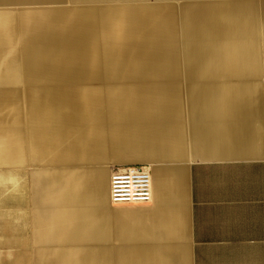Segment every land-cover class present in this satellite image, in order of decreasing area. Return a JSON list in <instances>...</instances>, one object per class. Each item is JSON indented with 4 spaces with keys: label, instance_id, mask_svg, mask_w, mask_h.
I'll return each instance as SVG.
<instances>
[{
    "label": "crops",
    "instance_id": "obj_1",
    "mask_svg": "<svg viewBox=\"0 0 264 264\" xmlns=\"http://www.w3.org/2000/svg\"><path fill=\"white\" fill-rule=\"evenodd\" d=\"M30 1L0 6L68 0ZM163 1L179 59L158 57L174 66L147 85L184 79L185 110L170 94L119 132L103 114L76 150L65 137L56 157L1 165L0 264H264V0ZM137 162L151 200L112 207L107 168Z\"/></svg>",
    "mask_w": 264,
    "mask_h": 264
},
{
    "label": "rangeland",
    "instance_id": "obj_2",
    "mask_svg": "<svg viewBox=\"0 0 264 264\" xmlns=\"http://www.w3.org/2000/svg\"><path fill=\"white\" fill-rule=\"evenodd\" d=\"M169 1L166 2L169 5L174 6L177 3V0ZM202 1L212 2V0ZM123 3L126 1L91 0L43 3V5L28 3L0 6V32L6 35L5 43L0 44V72L3 76L0 77V110L15 111L18 115L14 119L0 121V166L16 163L28 167L30 164L27 161L28 154L38 153L43 148L41 142L63 143L65 137L68 141H75L77 133L76 135L74 133L64 134L66 129L78 130L80 128L82 131L85 123L90 126L87 127L89 129L87 132L90 133L93 127H97L98 123L102 122L101 115L103 114L110 116V120L114 119L112 123L114 122L119 132L125 127L127 129L137 124L138 119H142L145 115L152 116L160 101L169 103L170 94L173 95L172 99H175L180 109L185 110L187 96L183 89L184 79L160 80L156 83L159 86H155L158 90L145 89L150 92L146 93L149 94L148 96L143 94L137 97L109 95L112 87L154 83V78L149 77L150 68L158 67L166 72L174 66L163 63L153 64L164 60L157 59L158 57L171 56L177 61L179 59L178 47L169 53L167 41L160 38L165 37L162 13L165 2L163 0L127 2L132 4L137 11L140 34L137 39L130 42L114 40L116 38L114 33L120 32V28L124 25L133 24L111 16L106 13V8L123 5ZM143 9L150 10L152 14L150 23L146 20V11L141 12ZM156 9H159L157 12H161V15L157 16ZM172 16L173 19L176 18L175 10ZM78 21L86 28L83 34H75L68 30V27H73ZM35 22L45 24L40 28L27 27ZM146 23L152 25L149 29L154 31L153 40L149 33H142V28L147 26ZM20 30L24 32L25 40L21 41L18 38L16 41L14 37ZM158 32H160L159 38L154 40ZM26 41H28L27 45L30 43L36 47L26 48L22 45ZM29 66H34L32 69L40 71L29 72ZM61 68L73 72V75L54 79L45 77L48 71H42L47 69L55 71ZM128 68L138 69L140 75L125 74ZM78 71L85 72V74L76 76ZM103 72H108V76L103 75ZM32 75L45 78L25 79ZM165 86H171L170 90ZM101 94L105 96L102 97ZM21 98H26V102H22ZM97 98L100 100H96ZM19 104H24V106ZM94 106L98 107L101 112L98 111L93 119L88 117L86 122L80 119L73 120L63 114L40 120L27 118L26 121L23 120L26 119L24 114L19 116L20 113L31 110L50 109L62 112L64 110H84ZM182 121L184 152L186 153L191 139L186 111H183ZM27 132L30 134H26ZM171 161L173 159L161 162ZM137 163L144 164L145 162ZM110 167L107 168V176ZM23 172L26 171L23 169ZM24 221L26 225L30 222L28 217ZM26 230L30 231V229ZM87 244L89 247L90 242ZM86 249L90 250V247Z\"/></svg>",
    "mask_w": 264,
    "mask_h": 264
},
{
    "label": "bare ground",
    "instance_id": "obj_3",
    "mask_svg": "<svg viewBox=\"0 0 264 264\" xmlns=\"http://www.w3.org/2000/svg\"><path fill=\"white\" fill-rule=\"evenodd\" d=\"M8 1V0H7ZM12 0H10L11 2ZM69 2L70 1H77V2H86V1H91V0H68ZM94 1H101V2H107V1H114V0H94ZM126 3H123L122 4H119V6H109L106 8V13H109L111 16L113 17H117L118 19H120L121 21H128V22H131L133 25H130V26H127V25H124L122 28H120V32L118 33H114V36L116 37L114 40H117L119 42H124V41H127V42H130L132 40H135L138 38V34H140L139 32V26H138V23H137V11L134 9V7L132 6V4H129L127 2H130V1H133V0H125ZM4 2V0H3ZM24 2V1H23ZM26 2H31L30 0H26ZM5 3V2H4ZM19 4V3H18ZM28 4V3H27ZM145 12V17H146V20L147 22L149 21L150 23V19H151V15L150 14V10H146V9H143L141 12ZM45 23H41V22H35L31 25H28L27 27H33V26H37L38 28H40V26L42 27ZM80 22H76L75 25L73 27H68V30L71 31L72 33H81L83 34V32L85 31L86 28H84L82 25L80 26ZM146 27L142 28V33H151V29H149L151 27V25H149L148 23H146ZM24 32H21V30L15 35V40L18 41V38H20L21 41H23V39L25 40L24 38ZM5 34H3L2 32H0V44H3L5 43L4 41V38H5ZM33 39L30 38V41H32ZM29 41V40H28ZM28 41L22 43V45H25L26 48H31V47H36L35 45H32L30 43H28V45L26 44ZM33 42V41H32ZM29 72L32 70H38L40 71L39 69H32L34 66H29ZM45 71V70H44ZM158 72H162L161 69H159L158 67H153V68H150V72H148L149 74H157ZM139 73V70L138 69H135V68H128L127 71L125 72V74H130V75H137ZM2 73L0 72V77H3L1 75ZM82 74H85V72H82V71H78L76 73V76L79 75L81 76ZM103 75L105 76H108V72H103L102 73ZM73 75V72L71 71H68L66 68H61L59 70H55V71H48L47 74H45V77L47 78H54V79H57V78H61V77H64V76H69L71 77ZM140 75V74H138ZM44 76H29V77H26L25 79L26 80H34V79H43ZM44 77V78H45ZM159 86V85H157ZM166 88V87H165ZM107 89V88H106ZM145 89H151L152 91H155V90H158L155 86H151L149 87L147 84H141V85H136V84H130V85H127L125 86L124 88H117V87H112L110 89V93L109 95H114V96H129V97H137V96H141L142 94L144 96H148L149 94H146V93H150V92H147V90L145 91ZM167 89V88H166ZM105 90V89H104ZM103 91V90H102ZM146 94V95H145ZM102 97L105 96V94H101ZM98 111L101 112V110L99 109L98 110V107H89V109H84V110H80V109H75V110H64L62 112L60 111H54V110H50V109H47V110H31L30 112H25V113H20L19 116L21 114H24L23 116L26 118V119H23L24 121L27 120V118H31V120H40V119H44V118H54L55 116H58V115H67L71 118H73V120L75 119H80L82 120V122H86L88 117H94L95 114L98 113ZM15 117H18V115L16 114V112H11V111H8V110H0V121L6 119V120H9V119H14ZM87 127H90L88 124H85L84 123V128H83V133H86L87 131H89V129H87ZM66 131L64 132V134H66ZM78 132L80 133L81 132V129L79 128ZM69 133H74V135H76L77 133V130H71L69 129L67 135H69ZM92 133V132H91ZM26 134H30V133H26ZM80 135V134H79ZM92 134L88 137H91ZM93 137V136H92ZM95 138V137H94ZM92 141H93V138H92ZM80 143V140H76L73 141V147L70 148V151H73L71 149H74L76 150L78 145ZM62 146V143H58V142H54V141H50L49 142V145H45V147L43 148L42 151H40L36 156H34L33 154H28V158H27V161H29V163L31 162V160L34 161H45L47 160V156H55L56 155H59L60 154V147ZM70 146H72L70 144ZM62 148V147H61ZM77 153V151H74V154ZM31 155V156H30Z\"/></svg>",
    "mask_w": 264,
    "mask_h": 264
},
{
    "label": "built area",
    "instance_id": "obj_4",
    "mask_svg": "<svg viewBox=\"0 0 264 264\" xmlns=\"http://www.w3.org/2000/svg\"><path fill=\"white\" fill-rule=\"evenodd\" d=\"M109 171L108 203L112 207L149 203L152 186L148 164H112Z\"/></svg>",
    "mask_w": 264,
    "mask_h": 264
}]
</instances>
